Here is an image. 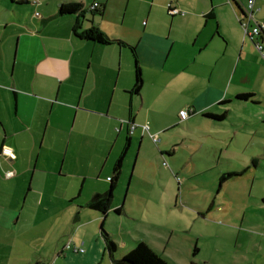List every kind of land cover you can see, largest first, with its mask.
<instances>
[{
    "label": "crops",
    "instance_id": "0c3cea01",
    "mask_svg": "<svg viewBox=\"0 0 264 264\" xmlns=\"http://www.w3.org/2000/svg\"><path fill=\"white\" fill-rule=\"evenodd\" d=\"M68 2L81 4L82 10L58 15L59 5ZM95 2L98 6L91 10ZM245 4L0 0V259L12 260L18 253L13 264H94L104 251L113 264L103 223L111 209L122 211L114 198L119 196L125 156L137 135L142 143L147 132L140 125L149 127L150 117L154 130L162 133L185 121L190 127L188 121L196 116L214 127L208 135L244 134L250 144L253 135L264 137V31L260 53L244 37L239 21ZM169 8L179 12L171 14ZM254 18L264 21V0H254ZM89 27L123 43L80 37ZM130 46L142 76L138 92L133 90ZM243 93L250 96L237 97ZM170 107L177 110L172 119ZM182 109L191 110L188 118H180ZM132 123L137 126L131 133ZM4 146L11 148L13 158L1 152ZM261 149L258 155L248 153L244 165L233 169L238 174L229 178L239 183L249 179L245 204L254 210L238 217L240 225L264 231V193H252L256 172L264 170V144ZM121 156L111 204L103 214L88 203L110 187L108 178ZM62 217L70 219L68 225V219L56 224ZM100 219L102 244L89 228ZM50 220L57 236L46 246L39 228ZM17 239L25 241V249L10 247Z\"/></svg>",
    "mask_w": 264,
    "mask_h": 264
},
{
    "label": "rangeland",
    "instance_id": "374dc122",
    "mask_svg": "<svg viewBox=\"0 0 264 264\" xmlns=\"http://www.w3.org/2000/svg\"><path fill=\"white\" fill-rule=\"evenodd\" d=\"M180 101L176 100V104ZM167 111L172 119L177 110L170 107ZM190 119V127L185 121L162 133L154 130L150 117V133H158V141L153 142L149 133L141 144L139 135L134 138L123 163L119 196L114 198L116 205H122V211L117 214L111 209L103 223L106 233L118 245L116 257L142 240L167 264H263L264 231L256 226L249 228L248 223L240 225L238 218L243 212L254 210L245 204L249 175L243 183L229 178L238 174L233 169L244 165L248 153H262L263 135H253L255 142L251 144L244 134L208 135L213 126L206 127L196 116ZM223 174L226 180L220 183ZM255 176L252 193L259 196L264 193V170ZM90 183L91 179H87L86 188ZM67 219L62 217L56 224H64ZM101 220L89 226L98 244H102ZM51 221L43 222L39 228L46 246L57 236L55 222ZM68 222L70 219L67 225ZM24 242L14 240L10 247L25 249ZM84 243L86 248L87 242ZM18 255L12 260L5 256L0 264H13ZM94 264L112 263L103 251Z\"/></svg>",
    "mask_w": 264,
    "mask_h": 264
},
{
    "label": "trees",
    "instance_id": "16d2710c",
    "mask_svg": "<svg viewBox=\"0 0 264 264\" xmlns=\"http://www.w3.org/2000/svg\"><path fill=\"white\" fill-rule=\"evenodd\" d=\"M12 1L19 4L22 3L25 4L29 2V0H12ZM81 10H82V5L77 2L62 3L58 7V15L75 14L77 12H80ZM242 14H244V9H242ZM79 36L82 37L83 39L92 40L101 44L123 43L119 39L107 37L104 33L99 31L95 27H89L88 29L81 31L79 33ZM130 48L135 63L133 90L135 92H138L142 86V76H141L140 68L138 66V62L136 60L134 47L130 46ZM248 96H250V94L243 93L237 95L238 98H246ZM205 115L215 119H222L224 117V114L206 113ZM121 162H122V156L117 160L115 164L114 174L113 176L110 177L111 179L110 187L103 193H96L95 195H93V197L90 199L88 203L89 207L97 209L103 214L106 213L107 209L110 207L111 204L112 194L115 188V180L118 177ZM229 175H231V173H229ZM224 179H225V175L223 174V176H221L220 178V182H222ZM119 210L120 208L116 209V211ZM103 237H104L107 253L109 254L113 264H167V261L161 255L157 254L142 240L137 241L136 244L120 258H114L113 255L117 249L116 243L105 231H103Z\"/></svg>",
    "mask_w": 264,
    "mask_h": 264
},
{
    "label": "built area",
    "instance_id": "2783aa9c",
    "mask_svg": "<svg viewBox=\"0 0 264 264\" xmlns=\"http://www.w3.org/2000/svg\"><path fill=\"white\" fill-rule=\"evenodd\" d=\"M30 1L39 2L40 0H30ZM97 6H98V3L95 2L89 8L92 10V9L97 8ZM169 9H170L169 12L171 14H176L179 12L176 8H169ZM243 9H244V14L239 19V21H240L241 27L243 29L244 37L250 39L253 42V44L255 45V48L260 53H262L263 45H262V42L260 41L259 37L261 36L262 32L264 31V21L259 22L254 18V0H246V4L243 7ZM250 22H251V24H250ZM190 111L184 110V109L180 110L179 111L180 118L181 119L188 118ZM136 126L137 125L135 123H132L129 131L132 133L133 130L136 128ZM140 127H141L143 132L149 133L153 142L156 143L158 141L157 135L151 134L149 132L148 125H140ZM1 152L10 158H13V156H14L11 148L6 147V146H4L2 148ZM10 174L11 173L8 172L6 175H10ZM108 179H110V177ZM68 247H69V245H68Z\"/></svg>",
    "mask_w": 264,
    "mask_h": 264
},
{
    "label": "water",
    "instance_id": "95a60500",
    "mask_svg": "<svg viewBox=\"0 0 264 264\" xmlns=\"http://www.w3.org/2000/svg\"><path fill=\"white\" fill-rule=\"evenodd\" d=\"M243 9V8H242Z\"/></svg>",
    "mask_w": 264,
    "mask_h": 264
}]
</instances>
